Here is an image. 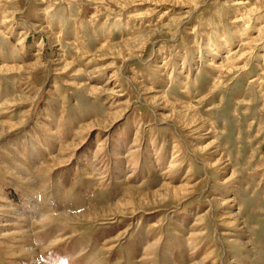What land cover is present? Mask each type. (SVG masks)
<instances>
[{
	"label": "rangeland",
	"instance_id": "rangeland-1",
	"mask_svg": "<svg viewBox=\"0 0 264 264\" xmlns=\"http://www.w3.org/2000/svg\"><path fill=\"white\" fill-rule=\"evenodd\" d=\"M0 264H264V0H0Z\"/></svg>",
	"mask_w": 264,
	"mask_h": 264
}]
</instances>
